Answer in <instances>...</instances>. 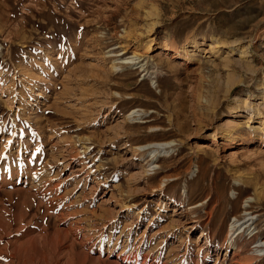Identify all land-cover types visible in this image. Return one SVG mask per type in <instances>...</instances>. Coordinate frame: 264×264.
<instances>
[{
	"label": "rangeland",
	"instance_id": "obj_1",
	"mask_svg": "<svg viewBox=\"0 0 264 264\" xmlns=\"http://www.w3.org/2000/svg\"><path fill=\"white\" fill-rule=\"evenodd\" d=\"M255 233L264 0H0V264H234Z\"/></svg>",
	"mask_w": 264,
	"mask_h": 264
},
{
	"label": "bare ground",
	"instance_id": "obj_2",
	"mask_svg": "<svg viewBox=\"0 0 264 264\" xmlns=\"http://www.w3.org/2000/svg\"><path fill=\"white\" fill-rule=\"evenodd\" d=\"M154 24L155 23H153V26H154ZM153 26H152V28H150V29H153ZM149 29V30H150ZM150 42H152V39L150 40ZM127 46V45H126ZM148 48H150V47H148ZM166 49H170L171 51H173V57H175V58H183V59H186L187 60V56H188V49H187V47L185 48V50L184 51H179L177 48H172V47H170V46H167V47H165ZM211 48H215V45H212L211 44ZM243 51V50H242ZM248 52V51H247ZM246 53V52H245ZM247 56V55H246ZM136 57V54L134 55V57L133 58H131V61H134L133 63H135V58ZM125 62H127L128 63V61H125ZM130 62V61H129ZM27 64H25V66H26ZM27 69H29V68H27ZM21 73V72H20ZM13 85V84H12ZM12 85H10V86H12ZM3 86V85H2ZM1 86V87H2ZM5 88L7 89L8 88V85H6L5 86ZM5 90V89H4ZM13 90V89H12ZM2 92V91H1ZM9 92V91H8ZM4 94V93H3ZM2 98V97H1ZM235 102V101H234ZM246 110H250V111H248V112H250L253 116H256L257 115V117H254V119H259L260 117L259 116H261L260 114H261V112H257V111H255V110H253V108H251V109H246ZM136 115H139V113H138V110H133V111H131V112H129L128 114H127V117L126 118H133L134 116H136ZM259 122V121H258ZM228 126V125H227ZM256 128V127H255ZM223 131L222 132H224L225 130H227V129H222ZM215 136V135H214ZM151 145H153V147L151 148V146H150V148L152 149L151 151H150V158L147 160V163L149 162V160H152L148 165H149V168L148 169H145V171H149V170H151V169H157V165L155 164V161H156V159H158L160 156H163L164 155V153H166V152H168L169 150H167V149H169V148H172V146H173V141H169V142H158V143H152ZM143 148H147V146L146 147H144V146H141V147H138V149H143ZM133 150H135V149H133ZM144 150V149H143ZM132 151V150H131ZM139 154V153H138ZM137 157V156H136ZM140 160L141 161H143L144 160V158L143 157H141L140 158ZM145 165V164H144ZM146 166V165H145ZM145 175L147 174V173H144ZM149 174V173H148ZM147 174V175H148ZM151 174V173H150ZM147 177V176H146ZM150 177V176H149ZM251 199V198H250ZM235 201V200H234ZM215 210V212H217L218 214H219V212H221L220 210L218 211V210H216V209H212V211L210 212V214H213V211ZM255 217L252 215V212H249L248 210H246V213H245V215L243 214V216H235V220L231 223V227H230V229H229V231H228V234H227V237H229L228 239H232L236 234H238V235H240L243 231H246V230H249L251 227H252V225H256V221H255V219H254ZM257 227V226H256ZM203 234V233H202ZM257 234L255 233V234H253L252 235V237H253V240H255V242H256V245L254 246V249H251L250 251L252 252L250 255H245V256H242V254L240 253V251L242 252L243 250H244V245H238L237 246V250H235L234 251V253H235V257H234V259H233V261H234V264H253V261L255 260V259H257L256 258V254L257 255H263L262 256V258L261 259H264V238H262V237H260V238H258L259 236L257 235ZM162 242V241H161ZM160 244H162V243H160ZM253 252H256V254H254ZM258 252V253H257ZM260 252V253H259ZM262 252V253H261ZM233 253V254H234ZM241 254V255H240ZM234 256V255H233Z\"/></svg>",
	"mask_w": 264,
	"mask_h": 264
}]
</instances>
